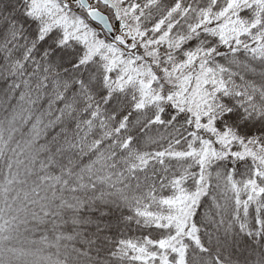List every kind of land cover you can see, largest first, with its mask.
<instances>
[{
  "label": "snow or ice",
  "instance_id": "6c2138e0",
  "mask_svg": "<svg viewBox=\"0 0 264 264\" xmlns=\"http://www.w3.org/2000/svg\"><path fill=\"white\" fill-rule=\"evenodd\" d=\"M0 264H264V0H0Z\"/></svg>",
  "mask_w": 264,
  "mask_h": 264
}]
</instances>
